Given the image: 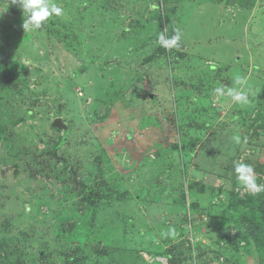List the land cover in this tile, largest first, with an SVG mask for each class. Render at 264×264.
Segmentation results:
<instances>
[{
    "label": "rangeland",
    "instance_id": "rangeland-1",
    "mask_svg": "<svg viewBox=\"0 0 264 264\" xmlns=\"http://www.w3.org/2000/svg\"><path fill=\"white\" fill-rule=\"evenodd\" d=\"M52 2L64 15L32 30L0 0V264L33 240L36 264H264L224 210L264 198L234 171L264 164V0Z\"/></svg>",
    "mask_w": 264,
    "mask_h": 264
},
{
    "label": "trees",
    "instance_id": "trees-1",
    "mask_svg": "<svg viewBox=\"0 0 264 264\" xmlns=\"http://www.w3.org/2000/svg\"><path fill=\"white\" fill-rule=\"evenodd\" d=\"M48 26H49L48 30L50 31V33L52 34L54 33V35L57 36L58 35L57 32H53L50 30L52 29L51 27L56 26V23H54L53 21H50ZM65 29L67 30V32L70 31V29H68L66 26H65ZM66 38H68V36H66ZM66 38L63 37V40L65 41V46L69 50L80 54L81 51L80 49H78L77 47L78 45H75L73 43L74 40L67 41ZM78 42L80 44L82 43L81 40H78ZM9 84H12V83L9 81H6L5 77H2L0 75V88L4 91L5 90L7 91L8 87L11 86ZM30 112L31 110L27 111L28 114ZM4 130H5L4 126L0 125V132H3ZM66 135H67V132L64 133V136H62V138H60L56 144L47 148L46 152H48V154L52 156H55L56 150L59 147H61V145H63ZM262 168L261 169L254 168V170L255 172L261 174L264 177V164L262 165ZM81 188H82L83 193L86 195V199L88 203L91 202L94 199V196L91 194L92 192L90 190L87 191L86 188L83 186H81ZM236 201L237 202H234V204H232L231 206L228 205L226 208H224V210L234 211L235 214H237V217L234 218V220H237L239 223L238 224L234 223L232 225L234 229L236 230L234 236H232V239L234 243L236 244V247L238 246L240 241L242 242V241H247V239H251L254 242V244L258 247L260 255L264 259V198L260 196L256 199L254 196L249 195V196H245L242 199L237 198ZM184 209L186 210L185 206H184ZM35 248H38V246L34 240L32 241V244L30 247L26 246L24 248V252H23L24 259L22 261V264H29L31 262L36 264L37 262L36 259L40 258V253H37ZM28 260H30L29 263H27Z\"/></svg>",
    "mask_w": 264,
    "mask_h": 264
},
{
    "label": "clouds",
    "instance_id": "clouds-1",
    "mask_svg": "<svg viewBox=\"0 0 264 264\" xmlns=\"http://www.w3.org/2000/svg\"><path fill=\"white\" fill-rule=\"evenodd\" d=\"M23 10L25 19L22 27L24 29L38 30L42 28L43 23L51 17H61L64 15V9L52 0H15ZM181 40V33L179 29H175L171 36H165L161 33L158 36V43L161 46L171 49L179 47ZM214 67V66H213ZM238 87H232L227 90V95L231 97L232 101L237 104L249 103L248 92L246 90V80L238 78L235 81ZM215 93L219 96L225 95L223 86L217 87ZM239 142V137H236ZM234 171L237 174L238 180L243 182L246 186L254 191H260L262 187L255 182V170L252 165L243 162H237L234 165ZM30 211V209H28ZM174 233L175 229H171ZM166 235V234H165Z\"/></svg>",
    "mask_w": 264,
    "mask_h": 264
},
{
    "label": "water",
    "instance_id": "water-1",
    "mask_svg": "<svg viewBox=\"0 0 264 264\" xmlns=\"http://www.w3.org/2000/svg\"><path fill=\"white\" fill-rule=\"evenodd\" d=\"M52 128L60 130V131H66L67 130L66 125L63 124V122L59 118H56V119L53 120Z\"/></svg>",
    "mask_w": 264,
    "mask_h": 264
}]
</instances>
